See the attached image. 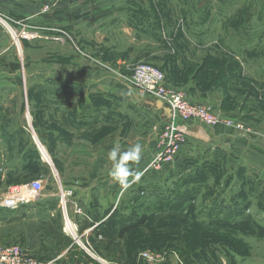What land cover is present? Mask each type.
I'll use <instances>...</instances> for the list:
<instances>
[{"label": "rangeland", "instance_id": "obj_1", "mask_svg": "<svg viewBox=\"0 0 264 264\" xmlns=\"http://www.w3.org/2000/svg\"><path fill=\"white\" fill-rule=\"evenodd\" d=\"M1 1L0 21L6 26L0 22V197L35 180L42 181L43 194L60 197V191L73 192L69 218H65L62 207L58 212L70 243L68 251L58 255L61 258L57 264L93 263L83 244H77L68 235V221L77 226L76 232L85 246L91 245L108 262L123 260L120 250L132 244L135 245L132 250L138 251L136 264H264V79L250 68L262 65L256 62L257 56L264 57V30H251L255 21H264V0H186L189 13L177 9L173 12V23L171 19L165 33L175 47V59L181 56V62L186 61L184 76L197 84L191 93L217 97V103L196 102L191 100V93L167 84L166 76L174 75L170 68L175 67V59L167 57L169 48L172 53L174 50L162 35V44L153 48L149 53L153 54L151 59L146 61L142 59L149 55L146 49L137 56L132 51L126 52L130 48L122 47L125 54L131 55L128 63H116L115 59L124 58V53H118L114 46L105 49L116 56L113 61L95 57L94 51L83 50L66 30L61 33L62 42H51V38H46L48 32L43 31L45 37L37 34L33 39H22L18 48L9 28L21 35L29 24L19 21L11 13L10 4ZM41 1L32 2L51 3ZM176 1L183 4L182 0H173ZM193 8L200 11L190 12ZM50 9L49 6L45 12L50 13ZM42 24L51 28V21L42 20ZM12 63H20L21 70L9 73L6 67ZM143 64L162 71L166 87L183 93L192 105L213 106L221 117L233 119L245 130L190 122L188 127L193 124L192 129L204 136L213 134L215 141L211 144L188 135L186 144L172 159L163 162L159 157L164 149L160 142L167 123L151 138L156 149L150 151L145 148L149 142L129 145L111 141L108 133H96L93 126L81 127L80 108L51 107L52 97L72 98L80 93L84 86L81 71L86 69L98 71L96 75L107 78L110 85L113 82L145 94L134 86L132 79L135 67ZM85 127L88 133L81 132L80 128L85 131ZM33 135L46 149L51 164L44 162L39 152L41 166L31 160L32 155H38ZM97 137L104 140L95 141ZM86 138L91 141H84ZM114 143L122 148L142 145V156L136 166L140 165L143 175L129 187L111 183L108 176L111 165L107 154ZM99 186L101 190L94 189ZM30 206L18 213L0 206L1 246L27 249L22 245L31 240L27 224L38 223L37 214L51 208V202L39 204L33 200ZM179 209L191 228L178 234L176 240L164 241L166 246L161 244L163 236L157 237V245L161 244L157 252L141 249L143 244L150 243L147 231L135 229L120 236L144 217L168 215ZM239 209L245 212L236 216ZM97 214L103 219L98 223L94 220ZM179 239L183 240L178 242ZM40 242L37 245H50L48 241ZM147 251L161 260L154 263L140 260Z\"/></svg>", "mask_w": 264, "mask_h": 264}, {"label": "crops", "instance_id": "obj_2", "mask_svg": "<svg viewBox=\"0 0 264 264\" xmlns=\"http://www.w3.org/2000/svg\"><path fill=\"white\" fill-rule=\"evenodd\" d=\"M198 1L196 7L199 6ZM9 2L5 4H10L11 13L19 21L26 25L27 23L29 24V27L25 28L27 33L33 34L35 37L38 34L41 37V32L47 31L48 36H46L47 34H42L44 37L51 38V42H62L61 33L66 30L72 34L83 50L87 52L94 51L95 57L106 58L110 61H113L116 56L105 50L108 49V46H114L118 53L123 52L121 50L122 47H128L130 50L126 52L130 54L132 51L138 56L139 51L146 49L147 54H149L154 47L156 48V46L162 44L160 41L161 35L166 40V44L167 42L170 44L165 31L170 28L171 25H168V23H170L171 19L173 23V12L177 9V12L189 13V11H186V7L189 6L186 0H182L183 4L180 2V5L178 1L173 2V0H51V3L49 1L47 4L44 3L45 5L40 11H34L33 7L41 3H33L26 0H11ZM49 6L51 7L50 13H46L45 11L48 10ZM45 7L47 8L44 9ZM196 9L193 8L190 12H193V10L196 12L200 11ZM42 20L51 21V28L47 29L46 26H42L44 24H42ZM152 20H155V22L153 23ZM255 22L251 30H264V21ZM162 30L164 32H161ZM261 34L259 37L262 38ZM153 37L157 39L156 42ZM170 45L175 48L172 44ZM149 48L151 49L150 51ZM126 52H123L124 58L115 59L116 63H125L132 60L131 55L125 54ZM151 54L144 55L142 59L144 61L151 59L153 55ZM174 61L175 67L170 68L171 74L174 75L173 77L171 75L166 76L167 84H171L177 90H183L190 94L191 90L197 89V84L193 83V79L184 76L186 70L184 63L186 61L183 60L181 62V56ZM256 62H261L262 65L255 64L249 67L253 68L257 76L264 79V57L260 58L257 56ZM86 70L81 71V79L84 80V86L80 89V93L72 98L64 97L61 99L58 96L52 97L51 107L54 110L56 108L61 110L80 108L78 111L81 127L87 126L90 129L93 126L96 133L101 135L108 133L111 141L128 143L129 145L133 142L146 141L149 143H147L145 148L147 147L150 151H152L151 148L156 149L155 142L150 140L158 135L162 130V125L166 124L168 120L165 118L164 112L156 107L158 100L146 95V93L142 94L136 92V90H129L113 82V85H110L107 78L102 75H96L98 71L94 69ZM190 98L196 102H218L217 97L213 96L212 98L211 95L199 96L198 93H191ZM192 125L188 127L189 135L192 138L211 142V144L215 141L213 134L204 136L201 131L192 129L194 127ZM87 127H85V131L80 128L81 132L88 133ZM94 139L95 141L104 140L101 137ZM83 140L91 141L88 138ZM229 145L231 147V143ZM139 166L138 169L141 171L142 168H139ZM113 182L111 180V183ZM94 189L97 191L101 190L100 186L94 187ZM100 198L102 201V191ZM37 202L39 204L51 202V207L55 206V210H51V219H54L61 210L60 198L57 194L45 193ZM76 204L78 205V203ZM77 205L76 207L79 206ZM26 246V250L30 253H37L39 248L42 247L40 244ZM67 251L68 249L63 250L62 254Z\"/></svg>", "mask_w": 264, "mask_h": 264}, {"label": "built area", "instance_id": "obj_3", "mask_svg": "<svg viewBox=\"0 0 264 264\" xmlns=\"http://www.w3.org/2000/svg\"><path fill=\"white\" fill-rule=\"evenodd\" d=\"M1 24L4 26V23L1 22ZM9 30L13 35V39L18 48L22 39H28L27 35L30 34L23 32L19 35L12 28H9ZM30 35L32 38H35L33 34ZM132 79L135 87L149 94L155 100L162 101L166 107L171 109V118L167 120L168 126L165 128L160 142V145L164 147L163 152L160 153L159 156L160 159L164 160L163 162L172 159V157L183 147V145L186 144L189 135L187 125L190 124V122L198 121L202 125L207 126L223 125L226 127H236L241 131L245 130L244 126L232 121L233 119L223 116L221 117V115L214 111L213 106L207 107L204 105H192L183 93H178L168 89L165 85L164 73L154 66L143 64L135 67ZM32 137L44 162L51 164L50 157L46 149L38 143V140L34 135ZM43 193L44 186L42 181L35 180L26 185L12 188L6 196L4 195L5 197L1 196L0 206L5 209L17 210L22 205L29 204L33 200H38ZM72 197L73 192L71 190L60 191V205L65 218H69L68 207L71 203ZM68 225L69 221L66 223V227L69 231L68 235L72 238V240H75L77 244H83L82 246L86 250L89 257L93 260V263L91 264H116L101 258L93 250L91 245L85 246L82 239L78 237L77 226L69 228ZM65 230L66 228H64V231ZM60 258L61 257L49 262H42L18 245H0V264H57V260ZM140 260L147 263H154L161 259L158 255L153 254L151 251H147L141 254Z\"/></svg>", "mask_w": 264, "mask_h": 264}, {"label": "trees", "instance_id": "obj_4", "mask_svg": "<svg viewBox=\"0 0 264 264\" xmlns=\"http://www.w3.org/2000/svg\"><path fill=\"white\" fill-rule=\"evenodd\" d=\"M1 2L2 3H10L9 0H2ZM44 5L45 4H39L36 7H33V6L32 7H33L34 11L35 10L40 11V10H42ZM29 9H31V8H29ZM169 46H171V45L169 44ZM169 50L170 51H168L166 53V55L168 58H171L174 60L175 59L174 56H176L175 48H173V50H174L173 53L171 52L172 49L169 48ZM171 56H173V57H171ZM168 61H170V59H168ZM7 66H8V67H6L7 71L9 73H12V74L21 70V64L20 63H12V64L7 65ZM17 80L19 82H21V79H17ZM200 81L203 82L204 80H200ZM34 146L36 148V145H34ZM36 151H37L38 155H32L30 158L34 162L36 160L37 163H39V165L41 166L43 161L41 159V156L38 153L39 151L37 150V148H36ZM136 168L138 169V165L136 166ZM30 205H31V203L22 205L17 210H10V209H7V210L12 211L13 213L23 212L26 209L30 208L31 207ZM51 210H55V206H52L51 208L46 209L42 213H38L37 214L39 217L38 223L27 224L28 225L27 229L29 231L28 237L31 240L25 239L26 241H28V242H26L23 239V241L25 243L24 242L22 243L23 246H26V245L34 246V245H37L38 243H41L40 241H48L50 243V245L49 246H42L41 248H39V250L37 252L38 255L35 253H31L35 258H37L39 261H42V262H49V261L55 260L58 257V255L62 254L63 250L69 248V243H70V240L68 239V237L63 234V228H62V224L60 223L61 219H60L59 215L54 217V219H51ZM244 212H245L244 210L239 209L238 213H236L235 215L241 216ZM21 217L26 218V215H23ZM28 217L31 218V216H28ZM94 220L96 221V223H98V222H101L103 219L101 218V216H99L97 214L94 217ZM149 220H151V221H149ZM90 227H91V225L88 228H90ZM188 227L191 228V224H189L188 218H186L185 215L183 216L182 210L179 209L176 212H172L171 214H168V215L159 214L153 218L144 217L138 221L137 225L134 228H128V229L122 231L120 236H124V234L129 233L135 229L147 231V232H149L147 234V239H149L150 243L149 244H146V243L143 244L141 249H143V250L150 249V250L157 252V246L158 245L162 244L163 246H166V243L164 241L167 242L170 240L171 241L176 240V238H178L177 235L181 234V233L183 234V231L188 229ZM36 234L38 237H36ZM108 235H109V233H108ZM65 236H66V238H65ZM159 236H163L164 239H163V242L161 244L157 245V243H156L157 239L156 238ZM100 237H102V236H100ZM181 240H183V239H179L178 242ZM3 246H10V245H3ZM169 246L174 247V245H169ZM133 248H135V245H132V244L127 245L126 249L120 250L121 254L123 255V260H117L116 262L115 261H111V262L116 263V264H124V263L125 264H136L137 263L136 256H137L138 251L132 250ZM22 249H24V248H22ZM24 250L27 251L26 249H24ZM126 255H129V257L125 258Z\"/></svg>", "mask_w": 264, "mask_h": 264}, {"label": "clouds", "instance_id": "obj_5", "mask_svg": "<svg viewBox=\"0 0 264 264\" xmlns=\"http://www.w3.org/2000/svg\"><path fill=\"white\" fill-rule=\"evenodd\" d=\"M142 156V145L133 144L127 148L114 143L109 149L107 160L110 162L109 178L123 187H129L140 180L143 173L134 167Z\"/></svg>", "mask_w": 264, "mask_h": 264}, {"label": "water", "instance_id": "obj_6", "mask_svg": "<svg viewBox=\"0 0 264 264\" xmlns=\"http://www.w3.org/2000/svg\"><path fill=\"white\" fill-rule=\"evenodd\" d=\"M156 107L164 112V116L166 119L171 118V109L166 107L162 101L158 100L156 103Z\"/></svg>", "mask_w": 264, "mask_h": 264}, {"label": "bare ground", "instance_id": "obj_7", "mask_svg": "<svg viewBox=\"0 0 264 264\" xmlns=\"http://www.w3.org/2000/svg\"><path fill=\"white\" fill-rule=\"evenodd\" d=\"M27 37H28V38H30V37H31V35H30V34H28V35H27ZM31 39H32V37H31ZM215 66H216V65H215ZM68 227H69V228H72V227H74V225H73V224H69V225H68Z\"/></svg>", "mask_w": 264, "mask_h": 264}]
</instances>
